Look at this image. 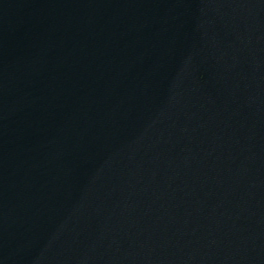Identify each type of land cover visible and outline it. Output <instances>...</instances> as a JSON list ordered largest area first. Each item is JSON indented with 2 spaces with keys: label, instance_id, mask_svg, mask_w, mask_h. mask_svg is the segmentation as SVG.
I'll list each match as a JSON object with an SVG mask.
<instances>
[{
  "label": "water",
  "instance_id": "1",
  "mask_svg": "<svg viewBox=\"0 0 264 264\" xmlns=\"http://www.w3.org/2000/svg\"><path fill=\"white\" fill-rule=\"evenodd\" d=\"M0 264H264V0H0Z\"/></svg>",
  "mask_w": 264,
  "mask_h": 264
}]
</instances>
